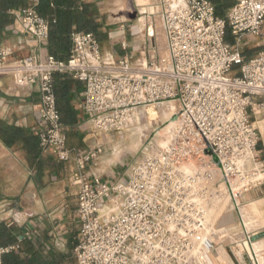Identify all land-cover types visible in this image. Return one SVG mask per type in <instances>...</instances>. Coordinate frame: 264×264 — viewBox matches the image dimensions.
I'll list each match as a JSON object with an SVG mask.
<instances>
[{
  "label": "built area",
  "instance_id": "built-area-1",
  "mask_svg": "<svg viewBox=\"0 0 264 264\" xmlns=\"http://www.w3.org/2000/svg\"><path fill=\"white\" fill-rule=\"evenodd\" d=\"M17 18L25 35L47 44L49 22L34 7ZM161 20L163 60H116L103 54L89 32L72 35L66 61L50 54L18 59L15 47L0 49V77L38 87L34 134L41 152L75 167L70 181L78 189L77 264H211L216 243L207 211L219 181L236 209L242 194L264 183L253 122L264 114V0H237L225 19L216 16L209 0H162ZM253 45L263 50L247 56ZM56 75L84 84L82 111L105 134L128 130L142 109L176 103L177 124L168 145L144 154L115 183L91 176L89 164L100 153L69 147ZM20 250L19 243L0 245V264Z\"/></svg>",
  "mask_w": 264,
  "mask_h": 264
},
{
  "label": "crops",
  "instance_id": "crops-1",
  "mask_svg": "<svg viewBox=\"0 0 264 264\" xmlns=\"http://www.w3.org/2000/svg\"><path fill=\"white\" fill-rule=\"evenodd\" d=\"M28 1L29 7H34L38 2ZM83 1L94 5L92 17L101 25L100 32L106 34L109 44L106 54L112 55L116 60L129 56L134 62H148L158 58L159 51L154 42L158 30L161 29L163 32L162 0ZM21 11L13 12L15 21L3 31L1 47H15L18 50L16 54L18 59L29 55L46 57L49 54L47 45L38 44L22 32L17 18ZM55 80L56 93L61 97L62 106L66 105L77 115V122L70 129L69 147L82 151H99V158L89 164L91 176L96 175L110 182L123 178L126 165L124 162L116 161L123 153L121 150L123 142L113 141L110 134H88L92 129L88 125L87 115L82 111L84 84L64 75H56ZM39 104L38 87H19L13 76L0 77L2 120L34 134L38 124ZM253 122L259 133L258 150L264 157V114L253 116ZM136 136L137 133H134L130 148L125 149L139 148L134 140ZM109 152L112 153L108 156ZM46 156L41 153L39 159L32 163L21 146L10 148L0 139V225L11 230L18 240L28 238L33 245L42 246L44 255L49 253L54 256L56 264L58 261L63 264L62 256L72 252L77 244V238L69 235L72 226L78 235L76 224L78 189L70 181L75 167L73 164L59 161L51 166ZM224 200L225 198H221L218 205ZM70 203L74 207L73 211H70L68 206L65 208V205ZM232 210L231 199L230 207L215 221L222 230L217 232L212 230L216 249L210 255V263L243 264L236 253L234 259L223 245L217 246V234L223 233L227 227L233 225L232 230L242 234V236L240 233L237 234L240 237L238 246L241 251L253 256L256 264H262L264 238L253 243H248L247 239L264 232V183L240 196L236 215ZM247 243L250 246V253L245 250L248 249Z\"/></svg>",
  "mask_w": 264,
  "mask_h": 264
},
{
  "label": "trees",
  "instance_id": "trees-1",
  "mask_svg": "<svg viewBox=\"0 0 264 264\" xmlns=\"http://www.w3.org/2000/svg\"><path fill=\"white\" fill-rule=\"evenodd\" d=\"M215 7L216 16L225 19L229 10L237 0H209ZM29 7L28 0H0V49L3 31L15 21L16 10H24ZM36 11L49 22V39L47 49L50 55L58 60L66 61L73 48L72 35L74 33L89 32L102 40L101 25L93 19L94 5L83 0H38L34 6ZM227 41L232 42L230 31H227ZM248 56V55H247ZM56 83V82H55ZM57 98V107L61 115V121L67 130L69 139L70 129L77 122V115L70 108L62 106L61 97ZM0 139L10 148L21 146L28 159L35 163L42 153L38 138L27 129L10 125L0 118ZM49 153H46L48 155ZM19 243L21 250L5 257V264H56L54 256L49 253L44 255L42 246L33 245L27 238L18 240L11 230L0 225V245H12ZM25 244V247L23 245ZM68 254L62 256L65 264ZM58 264H61L58 261Z\"/></svg>",
  "mask_w": 264,
  "mask_h": 264
},
{
  "label": "rangeland",
  "instance_id": "rangeland-1",
  "mask_svg": "<svg viewBox=\"0 0 264 264\" xmlns=\"http://www.w3.org/2000/svg\"><path fill=\"white\" fill-rule=\"evenodd\" d=\"M230 37H231V35H230ZM106 39H107L106 34L102 33L101 46H102L103 54H106L107 50L109 48V44L107 43ZM231 39H232V37H231ZM154 44H155L154 46L159 51L158 59H160V60L166 59L167 58V52L165 49V37H164V34H163L161 29L158 30L157 39H155ZM262 50H263V46L257 47L256 45H253V46H250L246 50V54L248 56L256 55L257 53H259ZM165 105L162 108H164ZM175 105H177V104L175 103ZM162 108L156 109V111L159 112L158 118L156 120H152L151 116L149 114L137 115L133 120V125H131V127L128 130H126L122 133H110V137L113 141L123 142V144H122L123 147L121 149L123 153L120 155V158L116 160L117 162H119V163L124 162L126 165V168H127L129 165L141 160L143 158L144 154L160 152L168 145L170 138L172 136L173 130L169 134L164 135L165 136L164 138L167 140V144L163 148L159 145L161 139L157 133L160 131V129H164L166 124L170 123L171 119H172V118L171 119L167 118L163 115V113L161 112ZM177 109H178V105H177ZM141 111L145 112L146 109H142ZM88 125H90V124L88 123ZM90 127H91L92 131H91V133H88V134H99V133H101L99 131H96L91 125H90ZM175 127H176V125H175ZM175 127L173 129H175ZM134 133H137V136L134 138V140H135V143L138 144L139 148L125 149V148H130V145L132 142V137H133ZM111 153L112 152H109V153H107V155L109 156V155H111ZM46 157H47V161H48L49 165H51V166L56 165V162H58V160L54 156H52L51 154H48ZM217 180H220L219 174H217ZM115 182H117V180L113 179L112 183H115ZM221 190H222V192H219V194L214 195V197L211 199L209 207H208V211H207L208 212V214H207L208 215V222H209L210 226L214 225L212 227V230H214L216 232L219 230H222V228L219 227V223L218 222L215 223V221L217 220L216 218H218L220 216V212H219L220 208L217 207V205H218V202L221 198L214 200V201H213V199H215L217 196H221V195H222V198L227 199V193H228L227 189L226 190L223 189L222 185H221ZM226 199L224 200V202L226 201ZM224 202H222L219 206H222L224 204ZM230 205H231V203L229 204V207H230ZM66 206H68L70 208V211H73L74 207H73L72 203H70V205H65V208H66ZM229 207L226 206L225 210H227ZM232 212L235 215L238 212L234 204H233ZM69 224H71V223H69ZM237 225L239 226V223ZM232 228H233V225H230L229 227H227L224 230L223 233L217 234L216 240H218L217 246L219 247L220 245H223L225 247V249L227 250V253L231 257L234 258V255H235L234 248L237 247L240 243V241H239L240 237L237 234L240 233V236H242V234H241V232L237 233L236 231H233ZM70 229H71V233L69 235H72V237L74 236L75 238H77V232L73 228V226L70 227ZM222 237H223V239H221ZM221 242H223V243H221ZM76 245H75V247H76ZM67 253L69 256H68L65 264H76L77 261H76V257L74 254V250L72 252H67Z\"/></svg>",
  "mask_w": 264,
  "mask_h": 264
},
{
  "label": "bare ground",
  "instance_id": "bare-ground-1",
  "mask_svg": "<svg viewBox=\"0 0 264 264\" xmlns=\"http://www.w3.org/2000/svg\"><path fill=\"white\" fill-rule=\"evenodd\" d=\"M161 112L163 113V115H164L165 117L171 119L174 115H176V112H177V105H175V103H168V104L165 105L164 108H162ZM143 114H149V115L151 116V119H152V120H156V119L158 118V114H159V112L156 111V109H155L154 107H149L148 109H146L145 112H144V111H139V112H137L136 116H137V115H143ZM176 124H177V121L174 120V118H172V119H171V122L168 123V124H166V126L164 127V129H160V131L157 132L158 135L160 136V139H161L159 145H160L162 148L165 147L166 144H167V140L164 138V137H165L164 135L169 134V133L173 130V128L175 127ZM158 140H159V139H158ZM221 185H222L223 189H225V190L227 189V187L225 186V184H224L222 181H219V192H222V190H221ZM234 187L237 188L236 186H234ZM220 190H221V191H220ZM227 191H228V189H227ZM228 193H229V192H228ZM228 193H227V199L225 198L226 201L224 202V204H223L222 206L217 205V207L220 208V209H219L220 214H221L222 212H224V210L226 209V206L229 207V204L231 203V198H230V195H229ZM220 198H222V195H221V196H217L215 199H213V201H214V200H217V199H220ZM229 201H230V202H229ZM218 216H219V215H218ZM207 218H208V215H207ZM216 219H217V218H216ZM247 244H248V243H247ZM245 250L248 251V252L250 253V246H249V244H248V249L245 248ZM234 251H235L236 255H237L240 259H242V256L244 255V252L241 251L240 247H239V246L235 247V248H234ZM261 263L264 264V259L261 261Z\"/></svg>",
  "mask_w": 264,
  "mask_h": 264
},
{
  "label": "water",
  "instance_id": "water-1",
  "mask_svg": "<svg viewBox=\"0 0 264 264\" xmlns=\"http://www.w3.org/2000/svg\"><path fill=\"white\" fill-rule=\"evenodd\" d=\"M173 118H174V120H176V117H173ZM262 238H264V232L251 236L249 241H248V243L256 242V241H258V240H260ZM21 239H23V237ZM241 261H242L243 264H256L253 256H249L248 254H244L242 256Z\"/></svg>",
  "mask_w": 264,
  "mask_h": 264
}]
</instances>
